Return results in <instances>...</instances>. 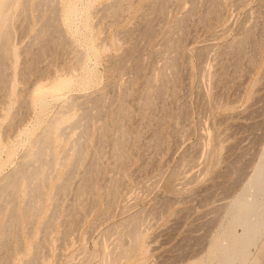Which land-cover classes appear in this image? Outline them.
<instances>
[{"label":"rangeland","instance_id":"374dc122","mask_svg":"<svg viewBox=\"0 0 264 264\" xmlns=\"http://www.w3.org/2000/svg\"><path fill=\"white\" fill-rule=\"evenodd\" d=\"M111 1L96 0L90 10L92 28L88 35L93 38L97 48L96 54H93L94 57L90 55V64L94 65V69L96 68L95 77H91V81L94 80V82L85 89H79L78 85L70 89H59L64 95L63 99L58 103L57 101L51 102L44 109L34 110L31 105L32 99L39 91L50 89L55 82L63 80L71 74L75 79L77 78L76 83L80 81L84 77V69L81 65L82 55L77 54L75 45L78 44L73 42L72 44L62 43L63 41L58 40L54 42L57 44L50 43L55 46L49 45L48 49L40 46L42 45L40 42L48 46L44 40L48 33H41L43 32L41 29L47 22V19L45 22L47 15H51L53 12L51 9L54 5L49 2L48 4L47 2L42 3L41 7L39 3H36L39 0H30L26 7L28 15L24 10L22 13L19 11L18 17L13 22L11 43L17 47L19 54L16 71L18 84L13 95L14 99L12 98L14 105L0 126L2 135L0 182L3 176L24 158L28 142H23L21 145L18 144L17 139L19 136H25L27 128L29 130L34 127L36 135L42 133L44 125L58 113L64 100L69 97L76 96L77 101L82 102L81 93L87 95V98L83 97L84 104L80 103V106L84 105L85 109L93 107L95 98L93 94L104 93L103 97L102 94L100 97L102 100L104 96L105 98L104 102L101 100L102 105H100L103 111L101 110L100 113L94 109L95 118L85 121L91 125L82 123L74 129L66 127L64 138L55 142V149L58 155L62 156L69 152L68 149L74 141L84 142L82 146H85L86 142L83 141V138L87 133L90 136L85 137L86 140H89L86 143L87 150L81 146L85 156L79 166L76 164L77 162L74 163L73 159L74 161L70 160L66 166H58L56 169L50 170V173L47 172L49 174L46 173L47 178L45 176L46 180L45 182L43 180L41 188L44 191V201L36 210V214L33 212L22 213V207L25 206L23 204L27 203L26 205H28V200H30V197L26 198L27 194L20 192L14 198L9 197V199L12 198V202H16L20 209L16 222L20 225L17 226V229L15 225L10 232L5 229L10 223V211L0 215V237L6 233L11 237L10 243L7 242L9 245L6 246V243L5 245L3 243L4 247H0V264L2 262H4L2 264H23L24 262L31 264L32 260L39 257L37 255L39 253L42 261H37L38 264H45L43 262L46 264L99 263L103 260V252L113 248L117 240L118 232L114 228L115 224L131 215L135 216L136 221L129 227L131 228L137 222L145 233L141 248L128 259L111 258L109 264H193L205 253L206 248L204 247H207L211 242V237L223 228L226 220L230 221L228 219L231 215L228 216V214H234V206L231 207V204L235 199L242 198L245 189L243 187L251 174L257 170L258 162L264 157V0H219V3H217L218 0H215L216 3L213 0H166L167 3H164V0H160V2L159 0H129L130 2L118 0L121 2L118 3L119 5L116 3L117 1L113 0L112 3ZM156 1L158 2L155 3ZM209 1L210 3H208ZM150 3L152 5L149 7ZM213 3L217 7H213ZM210 4L212 8H210ZM105 6H108L109 9ZM191 6L192 8H190ZM151 8L159 10L152 11L154 9ZM146 13H148L147 16H144ZM202 14L205 16L204 19ZM23 15L30 17L29 20L27 18L26 21V17L23 18ZM22 18L28 23H25L26 27ZM176 19L178 20L176 21ZM48 20L47 24L51 18ZM68 30L70 31L67 28ZM246 32L247 34H245ZM65 33L63 31V35ZM248 34L249 37L252 34L250 38ZM34 35L37 37L39 35V37ZM240 36L245 39L247 36V39H251V41L245 40L246 44L243 42L241 47L234 45L232 47L233 38H240ZM106 40H109L108 43ZM38 45L41 49H38L40 48ZM60 45H62V49ZM171 45L172 47H170ZM103 46H106V49H102ZM52 47L56 48V51ZM36 48L37 51L40 50L38 54H42L41 57L37 56L36 52L34 54L40 58V61L34 55L32 57L34 59H30V54ZM26 49L27 51H25ZM44 49L48 53L46 56L43 53ZM126 50L127 52H125ZM25 53L27 54L25 55ZM50 55L51 57H49ZM121 56L123 57L121 58ZM166 56L171 57L172 60L175 56L176 58L172 63L174 66L172 78L168 76V80L166 78L164 81L159 75L155 78V75L162 70L169 72L170 65ZM75 58L78 61L76 65ZM115 58L117 59L115 60ZM10 59L5 60L7 66L12 63V59ZM113 65L114 67H112ZM68 66L71 70L68 69ZM125 66H129V69ZM24 72L29 75L27 76ZM150 75L154 77L153 80ZM10 78L11 76H7V81H0L2 86V89L0 88V114L4 113L8 106L5 85L8 84ZM158 78L161 83H165V87H161L163 84L159 83ZM144 79L145 82H143ZM129 83L130 86L127 87ZM175 86L177 87L175 88ZM125 87L126 89H124ZM145 87L146 89L151 87L150 98L152 101L150 100V102L152 105L150 102L147 105L143 104ZM77 94H80L81 97H78ZM88 94L91 95L88 96ZM26 97H30L29 101ZM120 97L122 101H120ZM2 98L6 102H2ZM88 98L93 99L91 100L92 104L87 102ZM108 99L114 102H107ZM19 101L22 103L26 101V106L29 105V108L27 109ZM109 103L111 106L107 105ZM123 103L126 107L124 115L127 117L124 115L122 117L117 112V104L120 106ZM20 104L22 107L19 108ZM127 107L129 108L127 109ZM17 108H19V113ZM84 108L82 107L83 110ZM82 109L76 107V111L80 112ZM114 109L117 111L114 112ZM120 118L122 120L121 127L124 126L126 135L122 144L125 146L121 145L122 147H120L124 156L119 158L116 155L119 149L117 151L113 144L119 136L116 134L121 129L119 126H115L119 125ZM43 119H46V123ZM94 120L97 121L94 122ZM102 121L104 122L102 123ZM155 122L157 123L154 124ZM101 123H106L104 126L110 129V132L106 131L109 134H101ZM82 128L84 131H81ZM97 133L100 137L97 136ZM109 145L115 151L109 148ZM155 145L158 146L155 147ZM101 152H104L105 156L103 155L100 162L97 161L98 157L95 154L100 155ZM91 158H94V162ZM113 158L114 160H112ZM89 162L92 165L88 164ZM97 163L101 167L97 166ZM84 167L86 170L89 167L92 170V172H88L92 173L89 176H93L89 177L93 179L91 181L88 178L89 183L92 184L90 183L86 189L87 197H84L85 192L80 184L84 180ZM73 168L76 169V173ZM102 168L103 170H101ZM67 172L71 174L72 179H66ZM68 176L67 178H69ZM80 178H82L81 181ZM61 182H68L69 187L61 189L58 187L59 183V186L63 184ZM114 185L117 188H113ZM110 186H113V193H111ZM78 189L80 190L79 194ZM58 192H60L61 198H59ZM105 196L108 198L106 199ZM25 198L27 201L24 203ZM55 199L60 205L53 203L57 202ZM2 206L5 205L2 203ZM57 208L59 209L57 210ZM67 210H69L68 213L72 211L76 216L70 217L72 214H67ZM58 211L60 212L57 213ZM8 216L9 219L6 221ZM30 217L35 218L32 225ZM29 228L31 232H29ZM45 229L47 232H44ZM14 230H18L20 234L17 231L14 233ZM40 231L42 232L40 233ZM64 231L65 233H63ZM235 231L241 233L243 227L237 225ZM16 234L19 235L20 241ZM9 237H7L8 241ZM38 238H41V241ZM38 240L46 250L38 245ZM19 243L22 245L19 247L20 250L18 249ZM1 244L0 246H3ZM40 249L41 252L38 253ZM250 250L251 253L256 254L259 248L253 245ZM8 253V256L11 255V257L4 261L3 259ZM32 253H35V256Z\"/></svg>","mask_w":264,"mask_h":264},{"label":"bare ground","instance_id":"6f19581e","mask_svg":"<svg viewBox=\"0 0 264 264\" xmlns=\"http://www.w3.org/2000/svg\"><path fill=\"white\" fill-rule=\"evenodd\" d=\"M30 0H0V81H7V76H11V78L8 80V84L5 85V93L8 97V106L7 108L5 109L6 111L2 114H0V126L1 124L5 121V119L7 118L8 116V112L9 110L13 107L14 105V97L13 95L15 94V91H16V88H17V84H18V79H17V66H18V60H19V54L17 52V47L11 43V34H12V31H13V22L14 20L18 17L19 15V11H21V13L23 12V10L25 11V14L28 13L26 7H27V4ZM96 0H39V2H36V3H39L42 7V3H45L48 2L51 3L53 6V9H51V11H53L51 13V15H47V18H45V22H46V19H47V22L50 20H48V18H51V21L49 22V24H45V26L41 29L43 32L40 31V29H38V31H40L41 33H48V36H46V39L44 38L46 44L48 46H45L44 43L40 42V45L41 47L43 48H47L50 47V46H55V45H50V43H54L56 41H63L62 43H70L72 44V42L75 44L77 43L78 45H75V51L77 52V54L79 55H82V60H81V65L84 69V77L82 79H80V81H78L76 83V79L74 78V75L71 74L70 76L68 77H65L63 80H59L57 82H55V84H53V86H51L50 89L48 90H42V91H39L35 97L32 99L31 101V105H32V108L34 110L36 109H44L46 108L47 106H49V104H51V102L53 101H58L63 99V94L62 92L59 91V89H63V88H72L73 86L75 85H78L79 89H85L87 88L88 86L91 85V83L93 82L91 81V77L94 76L95 74V69H94V65L91 66V62H90V55L93 56V54L97 52V48L95 47L94 45V42H93V38L88 35L89 31L91 30L92 26H91V23H90V10L94 4ZM117 4L121 3L119 2L118 0H114ZM129 1V0H127ZM125 1V2H127ZM154 1V0H153ZM163 1V0H161ZM165 2L164 3H167L166 0H164ZM171 1V0H169ZM204 1V0H203ZM215 1V0H213ZM113 2V0L111 1V3ZM130 2V1H129ZM127 2V3H129ZM158 1H156L155 3H157ZM160 2V0H159ZM217 1H215L216 3ZM126 3V4H127ZM204 3V2H202ZM210 3V1L208 2ZM219 3V0L218 2ZM118 4V5H119ZM125 4V5H126ZM153 4V2H152ZM150 3L149 7L152 5ZM161 4H163V2H161ZM60 5V7H59ZM108 5V4H107ZM114 5V4H113ZM130 5V4H129ZM211 5V4H210ZM213 7H217L216 4L214 5V3L212 4ZM212 5L210 8H212ZM36 6V5H35ZM109 6H112V5H109ZM148 6V5H147ZM162 6V5H160ZM103 7V5H102ZM118 7V6H117ZM127 7V6H126ZM153 7V6H152ZM196 7V6H195ZM208 7V6H207ZM105 8L109 9L108 6H105ZM162 8V7H161ZM192 8V6L190 7ZM202 8V7H201ZM208 7V9H210ZM26 9V10H25ZM42 9V8H41ZM115 9V8H114ZM151 9H154L152 11H157L158 8H151ZM207 9V12H209V10ZM105 10V9H103ZM113 10V9H112ZM111 10V12H113ZM133 10V9H132ZM159 10V9H158ZM161 10V9H160ZM213 10V9H212ZM50 11V12H51ZM59 11V12H58ZM98 11V10H97ZM27 12V13H26ZM39 12V11H38ZM117 12V10H116ZM130 12V11H128ZM149 12H150V9H149ZM148 12V13H149ZM215 12V11H214ZM42 13V12H41ZM104 13V12H103ZM144 14V16H147ZM189 14V12H187ZM193 13V12H192ZM213 13V11H212ZM211 13V14H212ZM127 14V13H126ZM129 14V13H128ZM143 14V13H142ZM186 14V13H185ZM184 14V15H185ZM195 14V13H194ZM205 14V13H203ZM202 14V15H203ZM28 15V14H27ZM37 15H39L37 13ZM109 15V14H108ZM120 15V14H119ZM122 15V14H121ZM120 15V16H121ZM187 15V14H186ZM193 15V14H192ZM207 15V14H206ZM49 16V17H48ZM103 16V15H102ZM112 16V15H111ZM26 17V15H25ZM24 15H23V18H25ZM38 17V16H36ZM110 17V16H109ZM143 17V16H142ZM181 17V16H180ZM22 20L24 21L26 19L27 21V18L26 17L25 19ZM30 18V17H29ZM28 18V20H29ZM203 19L205 18V16L203 15L202 17ZM179 19V18H178ZM176 19V21L178 20ZM183 19V18H182ZM22 20H19L20 22H22ZM37 20V19H36ZM113 20V19H112ZM201 20V19H200ZM175 21V19H174ZM30 23V21H28ZM38 22V21H37ZM97 22V21H96ZM25 22L24 21V26H25ZM174 23H177V22H174ZM21 24V23H20ZM19 24V25H20ZM28 24V23H27ZM96 24V23H95ZM179 24V23H178ZM180 25V24H179ZM28 26V25H27ZM96 26V25H95ZM170 26V25H169ZM177 26V25H176ZM175 26V27H176ZM19 27V26H18ZM26 27V26H25ZM67 28L70 29V31L68 30L67 31ZM18 29V28H17ZM171 30V28H170ZM63 31L65 33V35H63ZM144 31V30H143ZM142 31V32H143ZM148 31V30H147ZM146 31V32H147ZM252 31V30H251ZM167 33V32H166ZM169 33V32H168ZM171 33V32H170ZM15 34V33H14ZM38 34V33H37ZM40 34V33H39ZM96 34V32H95ZM146 34V33H145ZM164 34V33H163ZM174 34V33H172ZM247 34V32L245 33ZM244 34V35H245ZM250 34V32H249ZM249 34H248V37H249ZM253 34V33H252ZM251 34V35H252ZM144 35V34H143ZM165 35V34H164ZM243 35V36H244ZM250 35V37H251ZM35 37H37L36 35H34ZM39 37V35H38ZM37 37V38H38ZM245 38L241 37L240 38H233V42H232V47L233 45L234 46H240L242 45V43L246 40V41H251V39H247V36H245ZM249 37V38H250ZM115 38V37H114ZM62 39V40H61ZM32 40H33V37H32ZM173 40V39H172ZM36 41V40H35ZM107 43L109 40H106ZM176 41V40H175ZM232 41V40H231ZM32 42V41H31ZM29 43V42H28ZM33 43V42H32ZM171 43V42H170ZM231 43V42H229ZM228 43V45H229ZM246 44V42H244ZM30 44V43H29ZM44 44V45H43ZM54 44H57V43H54ZM169 44V43H168ZM173 44V43H172ZM50 45V46H49ZM64 45V44H63ZM68 45V44H67ZM116 45V44H115ZM38 45V47H40ZM62 45H60L61 47ZM120 46V45H119ZM227 46V45H226ZM31 47V46H30ZM38 48V49H41ZM74 47V46H73ZM172 47V45L170 46ZM173 47H174V44H173ZM241 47V46H240ZM240 47H238V49H240ZM29 48V47H28ZM27 48V49H28ZM63 47H61L62 49ZM133 48V47H131ZM27 49L25 51H27ZM52 49L54 51H56V48L54 49V47H52ZM51 49V50H52ZM102 49H106V46H103ZM169 49V47H168ZM236 49V50H238ZM35 50V49H34ZM133 50V49H132ZM135 50V49H134ZM46 50L44 49V55L46 56L48 53L45 52ZM73 51V52H75ZM239 51V50H238ZM237 51V52H238ZM37 54H36V53ZM38 52L40 53V50L37 51V48L34 52H32L31 57L30 59L33 57L34 54H36L37 56L41 57V55L38 54ZM127 52V50L125 51ZM124 52V54H125ZM134 52V51H133ZM172 52V51H171ZM47 53V54H46ZM106 53V52H105ZM27 53H25L26 55ZM51 54L53 55V52H51ZM55 54V53H54ZM72 54V53H70ZM174 54V53H173ZM190 54V53H189ZM29 55V56H30ZM36 55H34L35 57H37ZM61 55V54H60ZM78 55V60L80 58V56ZM54 56V55H53ZM52 56V57H53ZM71 56V55H70ZM77 56V55H76ZM75 56V57H76ZM124 56V55H123ZM121 56V58L123 57ZM131 56V55H129ZM37 57V58H39ZM51 57V55L49 56ZM94 57V56H93ZM98 57V56H97ZM173 57V56H172ZM252 57V56H251ZM8 58H11L12 59V63L10 65H6L5 63V60L8 59ZM77 58V57H76ZM75 58V60H76ZM121 58H120V61H121ZM127 58V57H126ZM166 60L167 62L169 63V72H166L165 70H162L161 72L157 73L155 75V78L157 77V75H159V77L161 79H163L165 81V79L167 78L168 80V76H170L172 78V75L174 74V66H172L173 64V60H175L176 56L174 57V59L172 60L171 57H167L166 56ZM249 55H248V60H249ZM10 59V60H11ZM34 59V58H32ZM42 59V58H41ZM51 59V58H50ZM53 59V58H52ZM117 58H115L116 60ZM36 60V59H35ZM40 61V58L38 59ZM37 61V63H39V61ZM72 60V59H71ZM79 60V61H80ZM127 60V59H126ZM25 61V60H24ZM23 61V62H24ZM32 61V60H31ZM30 61V62H31ZM49 61V60H48ZM114 61V60H112ZM119 61V63H120ZM137 61V60H135ZM250 61V60H249ZM26 62V61H25ZM34 62V60H33ZM176 62V61H175ZM71 63V62H70ZM69 63V64H70ZM78 63V61L76 60V63L75 65ZM115 63V62H114ZM113 63V64H114ZM32 64H35V63H32ZM117 64H118V61H117ZM121 64V63H120ZM165 64V62H164ZM175 64V63H174ZM23 65V64H21ZM25 65V64H24ZM30 66L33 67V65L30 64ZM116 66V65H115ZM119 66V65H118ZM23 67V66H22ZM30 67V68H32ZM36 67H37V64H36ZM114 67V65L112 66ZM120 67V66H119ZM118 67V68H119ZM124 67V66H122ZM126 67V66H125ZM129 67V66H128ZM126 67V68H128ZM138 66H136L137 68ZM24 68V67H23ZM29 68V67H28ZM27 68V69H28ZM75 68V67H74ZM68 69L69 66H68ZM122 69V68H121ZM129 69V68H128ZM139 69V67H138ZM22 70V68L20 69V71ZM36 70V69H35ZM71 70V69H70ZM114 70V69H112ZM177 70V69H176ZM27 71V70H26ZM30 73H31V70H29ZM28 71V72H29ZM134 71V70H133ZM136 71V70H135ZM136 72H139L138 70ZM141 73V72H140ZM150 73V72H149ZM153 73V72H151ZM20 74L22 75V73L20 72ZM24 74H27V72ZM135 75V72L133 73ZM29 75V73L27 74V76ZM31 75V74H30ZM83 75V74H82ZM137 75V73H136ZM153 75V74H152ZM150 75V77L152 76ZM133 76V75H132ZM140 75H138L139 77ZM176 76V75H175ZM95 77V76H94ZM137 77V76H136ZM134 77V78H136ZM141 77V76H140ZM148 77V78H150ZM174 77V76H173ZM28 78V77H26ZM25 78V80H26ZM133 78V77H132ZM147 78V77H146ZM153 76L151 77V79L153 80ZM6 79V80H5ZM95 79V78H93ZM130 79V77H129ZM170 79V78H169ZM255 79V78H254ZM258 79V78H257ZM21 80V79H19ZM150 80V79H149ZM159 81V83H161V81L159 80V78L157 79ZM174 80V79H173ZM259 80V79H258ZM3 81V82H4ZM134 81V80H133ZM146 80L144 79L143 82H145ZM148 81V80H147ZM162 81V82H164ZM172 81V80H171ZM175 81V80H174ZM173 81V82H174ZM257 81V80H256ZM124 82V81H123ZM136 82V81H135ZM150 83V81H148ZM258 82V81H257ZM6 83V82H5ZM125 83V82H124ZM133 84V82H130ZM130 83L128 86H130ZM148 83V84H149ZM176 83V81H175ZM153 84V83H152ZM151 84V85H152ZM163 84V83H161ZM170 84V83H169ZM256 84V83H255ZM165 83L163 85H161V87H165L164 86ZM150 86V85H148ZM153 86V85H152ZM1 84H0V88H1ZM77 87V86H76ZM124 87V86H123ZM133 87V85H132ZM159 87V86H158ZM177 86H175L176 88ZM253 87V86H252ZM131 88V87H130ZM151 88V87H150ZM150 88H147L145 87L146 91L145 90H142V91H145L144 95V100H143V104L147 105L148 102H150L151 100V90ZM2 89V88H1ZM126 89V87L124 88ZM133 89V88H132ZM159 89V88H158ZM128 90H130L128 88ZM2 91V90H1ZM162 91V90H161ZM20 92V90H19ZM64 92V91H63ZM94 92L96 93V91L94 90ZM102 92V91H100ZM124 92V91H123ZM132 92V91H130ZM156 92L158 93L159 91L157 90V87H156ZM155 92V93H156ZM166 92V91H165ZM171 92V91H170ZM4 93V95H5ZM98 93V92H97ZM126 93V92H124ZM102 94V93H100ZM100 94H93V96L95 95V98H94V101H93V107L90 109L88 108H84V105H82V107L84 108V110L82 109V107L80 106V103L84 104L83 102V97L87 98V95L85 94H82L81 95L83 96L81 99H82V102H78L77 101V97H69L67 99L64 100L60 110L58 111V113L50 120L46 123V119H43L45 120V125L43 127V131L42 133L40 134H37L36 135V130L34 129V127H31L29 130L28 128L26 129L27 132L25 134V136H19L18 137V144H21L24 142H28V148H27V151L26 153L24 154V158L22 159V161L15 167L13 168L10 172H8L5 176H3L2 178V181L0 182V215L5 213L6 211H10L9 216H11L10 218V223H8V228H5V229H8L10 230L11 232V229L15 227L16 225V229L18 228L17 226L20 225V223L17 225L16 222L18 221V217H19V214H20V209L18 208V206L16 205V202H12L11 199L14 198V196L18 195L20 192H22L23 194H27L28 196L27 197H30V200H28V205L26 204H23L24 208L22 207L23 212H33L34 214H36V210L39 208L40 205H42L43 201H44V195H43V190L41 189L42 188V183L45 182L47 176H46V173L49 172L50 170L52 171V169H56L58 166H66L70 160H75L74 163L78 164L79 166V163L81 162L82 159H84L83 157L85 156V152L82 151V148L81 146L84 145V142L81 143V141H77L74 143H72V146L69 147V152L62 155V156H59L58 153H57V150L55 149V142H57L60 138H64V135L65 134V128L66 127H70L71 129H74L78 126H80L82 123H85V121H89L91 118H95V115H96V112L94 111L95 110H98V112L101 113V110H102V107H100V105H102L101 103V97H100ZM104 94V93H103ZM103 94H102V97H103ZM18 95V93H17ZM78 95V94H77ZM80 95V94H79ZM78 97H81L79 96ZM91 94H88V96H90ZM122 95H126V94H122ZM121 95V96H122ZM156 96V94H154ZM161 95V94H160ZM3 96V95H2ZM130 96V95H129ZM128 96V97H129ZM4 97V96H3ZM49 97V99L46 100V98ZM67 97V96H65ZM141 97V98H143ZM6 98V97H5ZM13 98V99H12ZM28 98L27 101H29V98L30 97H26ZM90 98H93V97H90ZM105 98V96H104ZM104 98L102 100V102H104ZM115 98V97H114ZM150 98V99H149ZM155 98V97H154ZM159 98V96H158ZM80 99V98H79ZM89 99V98H88ZM87 99V100H88ZM123 100L125 98H122ZM172 99V98H171ZM2 102H6V101H3L4 98L1 99ZM24 100H26L24 98ZM86 100V99H85ZM91 100L93 99H89V101L87 102H90L91 103ZM114 100V99H113ZM116 100V99H115ZM126 100V99H125ZM111 101V100H110ZM109 99L107 102H110ZM120 101L121 100V97H120ZM152 101V100H151ZM157 101V100H156ZM20 103H22L21 101H19ZM87 102H86V105H87ZM111 102H114V101H111ZM125 102V101H124ZM54 103V102H53ZM122 103V102H120ZM119 103V104H120ZM23 106H25L27 109L29 108L28 106H26V101L22 103ZM92 104V103H91ZM112 104V103H111ZM118 105L117 110L114 109V112L117 111L119 114L122 115V117L126 116L127 115H124L125 112H126V107H125V104H121L120 106ZM141 104V103H140ZM149 104V103H148ZM104 105V104H103ZM107 105H110L107 104ZM144 105V106H145ZM150 105L151 102H150ZM91 106V105H90ZM111 106V105H110ZM109 106V108H110ZM127 106V105H126ZM135 106V104H134ZM149 106V105H148ZM22 107V105L20 104L19 108ZM76 107L81 108L82 110L79 112L76 111ZM87 107V106H86ZM136 107V106H135ZM19 108L18 109V113H19ZM24 108V107H23ZM99 108H101L99 110ZM129 107H127L128 109ZM142 108V107H141ZM152 108V106H151ZM216 108V107H215ZM107 109V107H106ZM131 109V108H130ZM145 109V108H144ZM94 111V112H93ZM103 111V110H102ZM106 111V110H104ZM108 111V110H107ZM103 113V112H102ZM108 113V112H107ZM113 113V112H112ZM16 113H14V116ZM102 115V114H101ZM99 115V116H101ZM106 115V114H105ZM114 115V114H113ZM124 115V116H123ZM14 116H12V118H14ZM112 116V115H111ZM148 116V115H147ZM97 117H98V114H97ZM107 117V115H106ZM113 117V116H112ZM115 117H116V114H115ZM104 118V117H103ZM119 118V117H117ZM151 118V117H150ZM160 119V118H159ZM104 120V119H103ZM106 120V119H105ZM113 120V119H112ZM116 120V119H115ZM119 120V119H118ZM121 120V118H120ZM12 121V119H11ZM97 121V120H96ZM94 120V122H96ZM114 121V120H113ZM126 121V119H125ZM104 121H102L103 123ZM117 122V120H116ZM176 122V120H175ZM87 123V122H86ZM85 123V124H86ZM101 123V124H102ZM107 123V124H106ZM104 124H106L108 127H109V124L108 122H106ZM122 123V120L119 122V125H115V126H119L120 130H119V133L116 134V136L119 134V136H117V138L115 139L114 141V148L119 149L118 152H116V155L117 157H121V156H124V154H122V149L120 147L122 146H125V145H122L124 143V136L126 135L125 133V129L123 127H121V124ZM129 123V122H128ZM157 122H155L154 124H156ZM37 124V123H36ZM87 124H90V123H87ZM104 124H102L101 128H100V131H101V134L104 135V133H108L106 131L109 130L110 132V129L107 127V126H104ZM117 124V123H116ZM124 124V123H123ZM91 125V124H90ZM128 126V125H127ZM84 127V125H83ZM87 128H89V132H90V127L88 126ZM99 128V127H98ZM108 128V129H107ZM123 128V129H122ZM128 128V127H127ZM85 129V127H84ZM115 129V128H114ZM5 131H6V128H5ZM81 131H84L83 128ZM99 131V132H100ZM115 131H117L115 129ZM70 132V131H69ZM87 132V130H86ZM84 133V132H83ZM109 134V133H108ZM4 135V134H3ZM24 135V134H23ZM69 135V134H68ZM87 135L89 136V133L86 134V138H87ZM101 135V137H103ZM77 136V135H76ZM97 136L98 133H97ZM115 136V137H116ZM84 137V138H85ZM90 137V136H89ZM96 137V136H95ZM100 137V136H99ZM106 137H108L106 135ZM113 137V136H112ZM129 136H127L128 138ZM79 138V137H78ZM83 138V141L85 140L86 143L87 140L86 138L84 139ZM160 138V137H158ZM100 140H102L101 138H99ZM129 139V138H128ZM105 139L103 138V141ZM72 141V140H71ZM70 141V142H71ZM89 141V140H88ZM97 141V140H96ZM99 141V140H98ZM102 141V142H103ZM157 141H159L157 139ZM161 141V139H160ZM1 142H2V135H1V132H0V145H1ZM101 142V141H100ZM101 142V143H102ZM13 143V142H12ZM86 143H85V146H82V147H85L84 149H86ZM110 144V143H109ZM158 144V143H156ZM97 145V143L95 144V146ZM100 145V143H99ZM104 145V144H102ZM112 145V147H113ZM122 145V146H121ZM24 146V144H23ZM88 146V145H87ZM111 148V145H109ZM158 146V145H157ZM155 145V147H157ZM21 147V146H20ZM99 148V147H98ZM104 148V147H103ZM83 149V150H84ZM113 149V148H111ZM121 149V150H120ZM87 150V149H86ZM97 151V149H96ZM103 151V150H101ZM113 151H115L113 149ZM112 151V152H113ZM3 152V151H2ZM100 152V151H98ZM104 152H101L100 155H97V153L95 154L98 158H97V161L99 160H102L101 158L103 157V154ZM99 154V153H98ZM126 154V153H125ZM94 155V156H95ZM116 155L114 156L116 158ZM99 156H100V159H99ZM105 156V155H104ZM263 156V155H262ZM1 157V156H0ZM126 157V156H125ZM124 158V157H123ZM128 158V157H127ZM109 159V158H108ZM216 159V157H215ZM73 160V161H74ZM89 160V159H88ZM91 160L94 162V158ZM114 160V158L112 159ZM14 161V160H13ZM72 161V163H73ZM84 161V160H82ZM115 161L117 162V160L115 159ZM120 161V160H119ZM101 162V161H100ZM100 162H98L99 164H101ZM74 163H73V166H74ZM82 163V162H81ZM91 162H89L88 164H90ZM97 163V166L101 167L99 164ZM259 166L257 168L256 171H254L251 176L248 178L245 186L243 188L244 191H243V195H242V198L240 199H235L233 201V204H231V207L234 206V214L231 213V214H228L231 215L230 216V221H227L226 220V223H228L226 225H223V228H221L219 230V232H217L214 236L211 237V242L208 244L207 247H204L206 248L205 250V253L201 256L200 259L196 260L193 264H264V157L262 158L261 161L258 162ZM94 164V163H93ZM257 164V163H256ZM92 165V163H91ZM91 165H87V166H91ZM102 165V164H101ZM77 166V165H76ZM94 166V165H93ZM114 166V165H113ZM71 168V167H69ZM76 168V167H75ZM85 170H84V180L80 183L81 179L80 178V181L79 183L81 184V187L83 189V192H85V195L84 197H87L86 195V189H88V186L89 184V181L93 180L89 177V174H92V173H88V172H92L91 169H89V171L86 170V167H84ZM93 168V167H92ZM99 169V168H98ZM69 170V169H68ZM67 170V171H68ZM71 170V169H70ZM74 170V168H73ZM76 170V169H75ZM74 170V172H75ZM91 170V171H90ZM103 170V168L101 169ZM237 170V169H236ZM98 172H100L99 170H97ZM235 171V170H234ZM70 172V171H68ZM67 172V174H68ZM97 172V173H98ZM50 173V172H49ZM47 173V174H49ZM76 173V172H75ZM82 173V172H81ZM80 173V174H81ZM70 175V176H68ZM67 176L69 178H67L66 176V179H70L71 178V174H68ZM46 176V178H45ZM74 177V175H72ZM79 177V176H78ZM93 177V176H92ZM45 178V179H44ZM88 178H89V181H88ZM113 178V177H112ZM64 179H65V176H64ZM72 179V178H71ZM115 179V178H114ZM44 180V182H43ZM110 180V179H108ZM62 181V180H61ZM112 181V180H110ZM71 182V181H69ZM93 182V181H92ZM113 182V181H112ZM48 183V182H47ZM63 182H61L62 184ZM114 183V182H113ZM118 183V182H117ZM60 184V183H59ZM58 184V187H61V189H65L66 187H69L68 186V182L66 183H63L61 186H59ZM80 184H78L80 186ZM92 184V183H91ZM105 184H107V182H105ZM115 184V183H114ZM46 186V184H44ZM48 185V184H47ZM104 185V184H103ZM112 185V184H111ZM116 185V184H115ZM114 187L113 188H117V187ZM78 186V188L80 189V187ZM108 186V185H107ZM106 186V187H107ZM118 186V185H117ZM57 187V186H56ZM94 187V185H93ZM112 187L110 186L109 188H111V191H112ZM77 188V187H76ZM91 188H92V185H91ZM75 189V188H74ZM78 189V194L80 192V190ZM56 190V189H55ZM58 190V189H57ZM69 190V189H68ZM108 190V188H107ZM60 191V189L58 190ZM67 191V190H66ZM65 191V192H66ZM114 191H116L114 189ZM241 191V190H240ZM55 192V191H54ZM77 192V190H76ZM104 192V191H103ZM60 192H58L59 194ZM113 193V191L111 192ZM118 193V192H117ZM56 194V192L54 193V195ZM76 194V193H75ZM104 194V193H103ZM119 194V193H118ZM113 195V194H112ZM60 196V194H59ZM9 197H12L11 199H9ZM76 197V195H75ZM74 197V200L76 199ZM78 197V196H77ZM83 197V199H85ZM106 197V196H105ZM115 197V196H114ZM117 197V196H116ZM25 198L24 200V203L25 201H27ZM61 198V196L59 197ZM70 198V197H69ZM108 197H106L107 199ZM111 198V197H109ZM17 199V198H15ZM29 199V198H28ZM105 199V200H106ZM52 200V199H51ZM57 200V199H55ZM73 200V198H72ZM15 201V200H14ZM3 203V205H5L4 207L2 206L1 207V204ZM53 203H56V204H59L60 203L58 202H53ZM75 202L73 201V204ZM80 203V202H79ZM231 203V202H230ZM55 204V205H56ZM57 205V206H59ZM54 206V204H53ZM70 206V204H69ZM71 206H73L71 204ZM46 207V206H45ZM73 207H76L75 205ZM5 209V210H4ZM41 209V208H40ZM43 209V207H42ZM41 209V210H42ZM59 208H57L58 210ZM68 209V208H67ZM71 209V207H70ZM74 209V208H73ZM56 209H54V211H57ZM72 210V209H71ZM70 210V211H71ZM75 210V209H74ZM69 210H67V214H72L70 217H73V215H75L74 213H72V211L70 213H68ZM231 211V210H230ZM60 211H58L57 213H59ZM75 213H78L77 211H73ZM80 212V211H79ZM25 214V213H24ZM55 214V212H54ZM233 214V215H232ZM50 215V214H49ZM56 215V214H55ZM138 215V214H137ZM9 216L8 218L6 219V221L9 219ZM36 216V215H34ZM33 216V217H34ZM51 216V215H50ZM76 216V215H75ZM224 216V215H223ZM49 217V216H48ZM56 217V216H55ZM26 218V217H25ZM31 218V217H30ZM29 218V219H30ZM50 218V217H49ZM47 218V219H49ZM53 217H51L52 219ZM229 218V217H227ZM31 225L33 223V220L35 218H31ZM54 219V218H53ZM74 219V218H73ZM25 220V219H24ZM57 220V219H56ZM29 221V220H28ZM70 221V220H69ZM136 221V218L134 215H131L130 217L128 218H124L123 220L119 221L118 223L115 224L114 228L117 229V232H118V237H117V240L115 242V244L113 245V248H111L109 251L107 252H103V260L100 261L99 263H96V264H109L111 262L110 259H128L130 258L132 255H134L141 247V242L145 236V233L143 232V230L141 229L140 225L137 224V222L134 224V226H132L131 228L129 227L133 222ZM138 221V219H137ZM5 222V221H4ZM48 222V221H47ZM6 223V222H5ZM29 223V222H28ZM49 223V222H48ZM47 223V225H49ZM4 224V223H3ZM45 224V223H44ZM51 224V223H50ZM30 225V224H28ZM30 225V227H31ZM237 225H241L243 227V231L241 233H237V231H235V227ZM3 226V225H2ZM1 226V228H2ZM46 226V225H45ZM51 226V225H50ZM224 226H226L224 228ZM29 227V226H28ZM43 227V226H42ZM49 227V226H48ZM54 228V225L52 226ZM27 228V227H26ZM45 228V227H43ZM50 228V227H49ZM69 228V227H68ZM29 232L30 231V228L28 229ZM47 229L44 230V232H47L46 231ZM217 230V229H216ZM217 230V231H218ZM6 231V230H5ZM19 234L20 232L18 230H16ZM14 230V233L16 232ZM8 232V231H7ZM42 231H40L41 233ZM43 232V234H44ZM6 233V232H5ZM39 233V235H41ZM65 233V231L63 232ZM32 234V233H30ZM47 234V233H46ZM18 235V234H16ZM209 235V234H208ZM207 235V236H208ZM10 236V235H9ZM8 236V233H6L5 235L1 236L0 237V243H2L1 245H5L6 243V246L9 245L7 242L10 243V239L11 237ZM43 236V235H42ZM7 237H9V241L7 240ZM19 237V235H18ZM17 237V238H18ZM40 237V236H39ZM48 238V236H46ZM46 238V239H47ZM40 239L41 241V238H38ZM43 239V238H42ZM48 240V239H47ZM46 240V241H47ZM19 241H20V237H19ZM38 240V245L39 242ZM209 241V240H208ZM22 242V241H21ZM144 242V241H143ZM48 243V242H47ZM207 243V242H206ZM18 244V243H17ZM42 244V242H41ZM3 246H0V247H4ZM258 246L259 250L257 251L256 254L254 253H251V246ZM5 246V248H6ZM12 246V244H11ZM22 245H20L19 243V246H18V249L19 247H21ZM42 247H44V245H40ZM40 248V247H39ZM21 249V248H20ZM19 249V250H20ZM23 249V248H22ZM45 249V247H44ZM46 250V249H45ZM18 251V250H17ZM41 252V249L38 251V253ZM37 253V251H36ZM148 253V252H147ZM13 254V253H12ZM33 255L35 253H32ZM9 253L6 255V258L3 259L4 261L9 260V257L8 256ZM39 257H37L36 259L32 260L31 261V264H38L37 261H42L41 257H40V253L37 254ZM35 256V255H34ZM2 257H5V255H2ZM31 258V257H30ZM35 258V257H34ZM40 258V259H39ZM48 258V257H46ZM1 259V257H0ZM33 259V258H32ZM50 259V258H49ZM2 260V261H3ZM31 260V259H30ZM25 261V260H24ZM51 261V260H50ZM1 262V260H0ZM117 262V261H116ZM119 262V261H118ZM4 263V262H2ZM1 263V264H2ZM29 263V262H27ZM46 264V262H43ZM6 264H9V263H6ZM11 264V263H10ZM23 264H26V262H24Z\"/></svg>","mask_w":264,"mask_h":264}]
</instances>
